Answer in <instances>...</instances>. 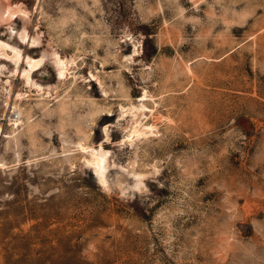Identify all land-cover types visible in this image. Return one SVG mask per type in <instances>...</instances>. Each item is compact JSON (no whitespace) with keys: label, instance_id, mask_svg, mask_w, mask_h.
<instances>
[{"label":"rangeland","instance_id":"rangeland-1","mask_svg":"<svg viewBox=\"0 0 264 264\" xmlns=\"http://www.w3.org/2000/svg\"><path fill=\"white\" fill-rule=\"evenodd\" d=\"M0 42V264H264V0H0Z\"/></svg>","mask_w":264,"mask_h":264},{"label":"bare ground","instance_id":"bare-ground-1","mask_svg":"<svg viewBox=\"0 0 264 264\" xmlns=\"http://www.w3.org/2000/svg\"><path fill=\"white\" fill-rule=\"evenodd\" d=\"M5 16V15H4ZM27 34L26 32H23L22 34V37H25L26 38ZM1 46H4L6 47L7 45L0 42V48ZM13 53H14V56H15V62L16 63H19L20 59H21V51L16 49V48H13ZM55 54V53H54ZM54 57V62H55V65H56V69L58 71V74L60 77L64 76L65 74V71L68 67V63L65 62L64 60H62L58 55H53ZM40 60V59H39ZM42 61V60H41ZM40 61V62H41ZM27 64L29 65V68L27 71H25L27 74L30 72V70L34 67V66H37L38 63H40L38 60L37 61H34L30 58L27 59ZM42 63V62H41ZM33 70V69H32ZM25 72H24V75H25ZM26 74V75H27ZM27 77V76H26ZM144 107L143 106H140V108H138V111H141ZM123 112H127V113H130V114H133V115H138L139 112L137 111H134L133 108L129 109V110H124ZM141 121V120H140ZM140 121L136 122L137 124L140 123ZM136 124V125H137ZM136 125L134 124V126L132 127L131 129V132L132 134L136 135V136H140L141 134H146L148 132H151V131H146L145 129H137ZM89 164L92 165L94 167V172L97 173V177L99 178V181L102 183V184H106V180L107 178H105V174H106V170H107V167H108V154L106 151H103V149H99V150H90V156H89ZM88 164V163H87ZM92 167V168H93ZM120 176L116 177L114 179V183H116L119 188V190H123V188L125 187V185L127 184H122V181L119 179ZM132 186V185H131ZM125 192V191H124Z\"/></svg>","mask_w":264,"mask_h":264}]
</instances>
